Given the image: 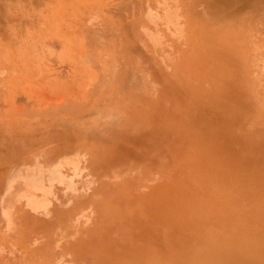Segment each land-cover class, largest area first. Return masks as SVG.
Here are the masks:
<instances>
[{
	"label": "rangeland",
	"instance_id": "rangeland-1",
	"mask_svg": "<svg viewBox=\"0 0 264 264\" xmlns=\"http://www.w3.org/2000/svg\"><path fill=\"white\" fill-rule=\"evenodd\" d=\"M0 264H264V0H0Z\"/></svg>",
	"mask_w": 264,
	"mask_h": 264
}]
</instances>
